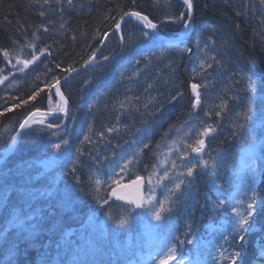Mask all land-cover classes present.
I'll use <instances>...</instances> for the list:
<instances>
[{"label":"trees","instance_id":"1","mask_svg":"<svg viewBox=\"0 0 264 264\" xmlns=\"http://www.w3.org/2000/svg\"><path fill=\"white\" fill-rule=\"evenodd\" d=\"M192 3L193 30L180 45V48H190V52L168 48L162 40L149 42L141 36L146 29L132 20L127 21L120 31L109 36L95 65L63 84L70 104L69 114L44 120L43 124H32L22 135L16 151L0 164V233L5 227L12 228L8 221L21 204L24 213L33 217L29 225L37 226L27 242L19 243V251L7 257L0 236V264H10L11 260L17 264L25 261L70 264V253L80 242L77 233L83 230L87 244L90 242L96 249L95 255L101 259L107 257L106 264H121V257L114 256L117 258L114 260L106 249L111 236L103 237L100 233L103 223L107 229L116 228L109 213L120 216L132 207L110 199L105 184L97 190L94 179L108 180L112 169L131 159L145 143L148 147L138 160L128 165L121 182L140 175L148 181L154 167L162 174L163 168L168 167L163 163L166 158L176 160L178 165L171 170L173 177L184 171L180 165L188 161H209V168L198 165L192 177H181L185 179L183 196L176 194L179 200L164 232L171 225L175 234L184 240V233L191 225L187 239L193 243L178 246L183 258L197 255L195 246L199 241L202 261L227 264L224 257L236 249L218 237L223 230L221 225L232 214L227 206L217 212L213 208L218 196L221 199L236 196L239 187L236 175L241 168V135L233 125L244 123L238 114L247 107L245 77L251 76L256 82L252 103L256 115L264 110V75L259 71L264 66V4L261 0H192ZM129 10L140 11L160 23V29L166 34L178 32L183 23L168 17H179L182 12L185 19L188 17L183 0H135L134 3L133 0H71L70 4L68 0H0V78L7 77L0 83V113H3L0 115V154L9 146L10 138L30 110L57 109L59 100L54 87L49 89L46 85L55 76L62 79L68 73L64 69L70 65L77 68L89 61L123 11ZM121 34L125 38L123 43ZM29 45H35V49ZM40 49L47 51L20 71L23 65L18 60L31 59L34 52L39 55ZM164 49L167 50L161 55ZM4 51L8 52L7 57ZM103 56L110 60L105 61ZM209 56L215 57V62L201 72L199 62L207 61ZM191 83L201 85V103L196 108L192 106ZM39 89L43 91L35 100L21 104ZM225 103L227 107L222 110L219 106ZM16 104L21 106L14 107ZM9 107L13 110L5 111ZM48 124L60 127L49 128ZM209 124L216 131L205 138L203 153L189 152L183 160L175 152L167 155L173 141L183 150L181 142L186 135L191 133L194 137L198 129ZM109 127L116 131L108 132ZM100 132L104 133L103 137ZM247 133L248 126H245L243 134ZM85 135H89L90 141H84ZM255 138L256 154L261 157L260 171H264V133H258ZM65 139L69 141L66 157L56 159L53 166L44 170L39 163L41 157L53 149L52 145ZM188 142L192 139L188 138ZM212 161L217 164L220 193L211 188L214 184L208 177ZM152 179L151 185L147 182V195L152 190L162 200L167 190L163 184H155V176ZM163 183L172 188L168 181ZM28 193L46 195L28 203ZM262 196L264 177L258 173L256 197ZM105 197L109 198L108 204L101 203ZM137 215L136 210L132 212L129 226L124 230L123 250L129 248L128 233L133 241L142 230ZM11 239L15 240L16 234ZM262 242L259 231L247 237L243 264H260ZM220 244L224 245V257L217 248ZM130 254L137 256V252Z\"/></svg>","mask_w":264,"mask_h":264},{"label":"snow or ice","instance_id":"2","mask_svg":"<svg viewBox=\"0 0 264 264\" xmlns=\"http://www.w3.org/2000/svg\"><path fill=\"white\" fill-rule=\"evenodd\" d=\"M69 4L71 0H68ZM135 0H133V3ZM183 3L187 7L188 17L185 19V14L182 12L179 17H168L167 19L180 22L182 23V32L178 33L174 40L167 41V47L172 48L175 47L179 51L190 52V48H180V45L185 42V39L188 37V30L192 23V16L191 12L193 9L192 0H183ZM261 3L264 4V0H261ZM125 17L129 19L135 18V20L140 21L142 25L150 29L151 32L143 31L141 36L144 38H148L149 42H157L163 40L159 26L157 23H154L149 17L145 14H142L140 11H123V14L120 15L119 20L115 23L114 28L119 31L121 29V24L125 21ZM264 22V20H262ZM123 34L120 35V40L124 42ZM214 43V42H213ZM29 47L35 49V45H29ZM197 47H200L199 41L197 42ZM207 48V45H204ZM167 49L162 50L161 55H163L164 51ZM47 49H40L39 55L32 54L31 59H24L18 60V63L22 64L23 67L20 71H24L30 64H33L37 61L40 55H43ZM99 51V49H96ZM5 57L8 56V52L4 51ZM105 61L110 60V57L103 56ZM95 60V52L89 58V61H86L85 64L87 65L91 61ZM215 62V57H208V60H200L199 62V70L201 72L206 71V69L212 67V63ZM139 63V61H137ZM47 67V65H45ZM60 65H57L59 68ZM64 71L71 74L72 72H76L77 69L72 67L71 65L64 69ZM260 73L264 75V66H261L259 69ZM193 72H197V69L194 68ZM7 77L0 78V83H3ZM65 81H67L68 77H64ZM246 79V91L248 93L246 97V110L239 113L238 115L243 118V124H234V128L238 129V133L241 135V168L240 172L236 175V181L238 182V190L236 196H230L225 199H221L218 196L217 201L214 204L213 211H219L220 209L227 206L230 208L231 217L230 219L226 220V223L221 225L222 231H219V239H222L224 243L228 244L229 247L236 249L231 252H228L227 256L224 257L223 248L224 245L220 244L217 246L219 250V254L221 257L227 260V264H243L244 261V251H245V244L247 243V237L251 236L252 234L256 233L257 231L260 232L261 241H264V196L260 199L256 197V185H257V174L259 173L262 177H264V171H260L259 161L261 159L260 156L256 154V135L258 133H264V110L260 111L258 115H256L255 110L252 108L253 98L256 95V87L255 81L252 79L251 76L245 77ZM60 77L55 76L52 78L51 82L46 86L51 89L55 87V92L59 95L60 101L62 103L57 105V111L63 112L67 114L68 108L67 104L68 101L64 96V93L61 91L60 87ZM192 92L194 93V102L193 108H196L201 103V93L199 88L201 85L199 83H191L190 85ZM40 91L43 89H39L34 91L31 96L27 99L23 100L21 104H28L29 101L35 100L36 96L39 94ZM182 95V94H181ZM21 104H16L14 107H20ZM121 107H124L123 102H121ZM222 110L226 109L227 105L221 104L219 106ZM11 107L6 108L5 111H12ZM210 113H206L208 115ZM3 115V113H0ZM47 113L40 112L39 109L29 111V114L26 118L19 124V128L21 131H24L26 128H30L32 124H43L44 119ZM216 115H221V112H216ZM41 117L40 119H36L37 117ZM256 116L254 121L253 117ZM245 126H248V133L244 135ZM49 128L53 127H60V125H53L48 124ZM91 131V128L89 129ZM108 132L116 131V128L109 127L107 129ZM216 129L211 125L202 126L198 129L194 137L191 133L186 135V138L181 142L183 144V150L178 147L177 141H173L171 147L169 148V152L167 155H171L174 152L177 153V158L183 160L189 155V152L196 153L197 155L204 152L205 149V138L209 137V135L215 132ZM20 135V132H17L16 135H13L10 139L12 141H16L17 136ZM99 135L101 137L104 136L103 132H100ZM188 138L192 139V142H188ZM84 141H90L89 135L84 136ZM69 144L67 139L63 140L62 143H56L52 145L57 153H62L64 149ZM148 145L145 143L142 147L136 150V153L132 156L131 159H127L123 164L116 165L109 177L108 180L101 181L100 179H94V183L97 185V190L101 184L107 185V189L110 193L111 197H115L117 200L127 201L129 204L134 205V208L125 209L124 214L120 216H113L109 213V219L113 220L116 224L117 228H125L129 226L130 218L132 212L136 209H145L147 216L144 220V226L149 231L152 236H156L160 238V243L155 247L154 250L148 253L147 260L143 262V264H206L205 261H202L200 257V249L201 245L200 242H196L195 251L197 255L193 257L189 254L188 258L185 259L179 252L178 246H182L185 242L191 244L193 243L192 240H188L187 237L189 232L191 231V225L188 226V231L184 233L185 239L181 240L179 236L175 234V229L168 225L167 231L164 232L165 225L170 217L171 212L174 210L179 197L176 195L177 193L180 196H183L182 185L185 184V179L181 177H192L196 168L201 166L204 169L209 168V161L198 159L195 163L192 161H188L180 165L184 168L183 172H177L175 177L172 176L171 170L177 169L178 165L176 160H167V158L163 161L164 164H167L168 167H164L162 170V174L160 170H157L154 167L153 173L150 174L148 177V183L151 185L153 183L152 177L155 176V184L161 185L163 184L164 188L167 190V195L164 196L162 200L158 199L154 194L153 191L150 190L147 197L139 194L140 187L144 182V177L136 176L134 180L131 181L130 184H123L121 183L123 179V175L128 171V165L132 164L135 160H138L139 155L143 152L144 148H147ZM262 152H264V148H262ZM217 164L215 161L211 163V170L209 171L210 177H212V183L217 188L218 193H220L221 188L219 185L215 184V180L217 178V172L215 171ZM76 171L75 166L72 169L74 173ZM164 181H168L172 184V188H168V184H164ZM135 186L136 195L131 196L125 193V189L131 188ZM46 193H28V200L26 202L30 203L32 200H36L39 196H44ZM101 199V198H98ZM5 202L8 201V197L5 196ZM102 204H108L109 198L105 197L101 199ZM24 205L21 204L19 206V211L13 213V219L8 221V223L12 224V228L9 229L5 227L0 236L3 237L4 241V249L3 252L7 257L10 253L14 251H19V243L20 242H27L37 230V226L35 224L29 225V221L33 219L31 216H27L23 211ZM155 221L156 223H153ZM26 225H29L26 227ZM164 232L163 235L161 233ZM16 234V239H11V236ZM239 241V243H237ZM255 255V253H254ZM259 257L260 264H264V242L261 243L259 249ZM10 264H17L15 260H11ZM23 264H28L27 261L23 262ZM139 264V262H138Z\"/></svg>","mask_w":264,"mask_h":264},{"label":"rangeland","instance_id":"3","mask_svg":"<svg viewBox=\"0 0 264 264\" xmlns=\"http://www.w3.org/2000/svg\"><path fill=\"white\" fill-rule=\"evenodd\" d=\"M97 62H98V58L96 59L95 64ZM60 103H61V101L59 100V102L56 104V107ZM214 134H215V132L211 133L210 136H213ZM205 142H206V140H205ZM67 154H68V145L62 153H57L55 151V149L53 148L49 151L48 154H46L44 157H41L39 163H40V165H42L43 169L47 171L51 166H53L55 164L56 159L61 160V159L65 158ZM208 177H209V180L210 179L212 180V177H210V176H208ZM215 184L219 185V186L221 185L219 178H216ZM211 188L217 191V188L214 185H211ZM220 188H221V186H220ZM183 189H181V190L183 191ZM190 190H192V189L190 188ZM189 192H191V191H189ZM154 195L157 197V194L155 193V191H154ZM138 213H139V215H137V217H138L137 219L141 220L142 224H140V226H142V230H140L139 234H137V236H136V239H134L133 241H131V238H129V236H131V233H128V235L126 236L127 241H130V243L128 244V246H129L128 249L123 250L124 247L122 246V243L125 240L124 230H126L128 226H126L125 228H117V226H116V228L107 229L108 226H106L105 223L102 224L104 226H103L102 232L100 234H103L104 235L103 237L111 236V239H112L110 241V244L108 246H106V249L108 251H110V254L114 260L118 256L121 257V259H120L121 264H138V262H139V264H143L144 258L148 256L147 252L150 249H155V247L160 243V238L156 237V236H152L144 226V220L147 216L145 209H143V211L138 212ZM169 219H171V218L169 217ZM153 223H156V222L153 221ZM92 229L94 230L93 226H92ZM103 229H104V231H103ZM68 233L71 234L70 232H68ZM77 234L79 235L78 237L80 238V242H77V243H79V245H76L74 248V251H72L70 253L71 254L70 259H72L70 264H106V263H108L107 257H104V259H101L97 255H95L96 249L92 248L90 242L87 244V241H86L87 239H86V235H85L84 230L77 233ZM63 243H67V242H63ZM120 246L122 247V250H119V251L114 250L115 247L118 248ZM69 247H74V246H69ZM140 249H143V250L141 251ZM97 250H99V247ZM131 251H133L134 253L137 252V256L134 257L133 255H131L130 254ZM114 256H116V257H114ZM174 264H175V262H174Z\"/></svg>","mask_w":264,"mask_h":264},{"label":"water","instance_id":"4","mask_svg":"<svg viewBox=\"0 0 264 264\" xmlns=\"http://www.w3.org/2000/svg\"><path fill=\"white\" fill-rule=\"evenodd\" d=\"M191 16H192V23H191L190 28H189V30H188V35L190 34V32L192 31V28H193L194 6H193V9H192V12H191ZM129 20H132V21L136 22L137 24L141 25L142 27H144V26L142 25V23H141L140 21L135 20V18H131V19H129L128 17H125V21L121 24V28H122V26L124 25V23H126V22L129 21ZM144 28H145V27H144ZM146 29H147V28H146ZM147 30L151 31L150 29H147ZM114 31H117V30L113 27L110 31H108V32L105 34L104 39H103V41H102V43H101V45H100L99 51H97V52L95 53V60L91 61V62L88 63L87 65H86V64H83L82 66L76 68V69H77L76 72H72L71 74H69V73L66 74L65 76L68 77L67 81H65V79H64L65 76H64L62 79H60L59 87H60V89H61V91H62L63 93H64V91H63V89H62V85H63L64 83L68 82L69 80H71L75 75H77L78 73H80V72H82V71L88 69L90 66H92V65L95 63L96 59L99 57V54H100L102 48L104 47L105 43L107 42L109 36H110ZM180 33H181V32H180ZM160 34H161V36H162V38H163V40H164L165 42H167V41H169V40H174V39L176 38V36H177V35H171V36H170V35H166V34L162 33L161 31H160ZM54 88H55V87H54ZM193 94H194V93H193ZM64 96H65V93H64ZM57 97L59 98V95H57ZM65 98H66V96H65ZM59 99H60V98H59ZM66 99H67V98H66ZM67 101H68V100H67ZM61 103H62V102H61ZM67 108H68V112H67V114H68V113H69V102H68V104H67ZM34 111H35V110H34ZM39 111H40V112H43V113H47V115H46L44 118L63 117V116H65V115H67V114H65V113H63V112H59V111H57V110H39ZM38 117H39V116H38ZM38 117H37V118H38ZM37 118H36V119H37ZM24 131H25V130H24ZM24 131H21L20 128L18 127L16 133H17V132H20V135L17 136L16 141H12V143L10 144V146H9L7 149H5V151L3 152V154L0 156V164H1L2 162H4V161H5V160H6V159H7V158H8V157H9V156L15 151V149L17 148V146H18V144H19V142H20V140H21V137H22ZM15 135H16V134H15ZM141 177H144V182L142 183V185H141V187H140V193H139V194L145 196V194H146V189H147L146 177H145L144 175H142ZM132 180H134V179H132ZM132 180H130V181H128V182H124L123 184H130ZM124 191H125L126 194L131 195V196H134V195L137 194V193H136V190H135V186H133V187H131V188H128V189H125ZM110 197H111V196H110ZM111 198H112L113 200H115V201L122 202V203H125V204H129L127 201L117 200L115 197H111ZM129 205H132V204H129ZM132 206H134V205H132ZM134 207H135V206H134ZM138 210H141V209H138Z\"/></svg>","mask_w":264,"mask_h":264},{"label":"bare ground","instance_id":"5","mask_svg":"<svg viewBox=\"0 0 264 264\" xmlns=\"http://www.w3.org/2000/svg\"><path fill=\"white\" fill-rule=\"evenodd\" d=\"M37 110V109H36ZM41 117H38L37 119H40Z\"/></svg>","mask_w":264,"mask_h":264}]
</instances>
